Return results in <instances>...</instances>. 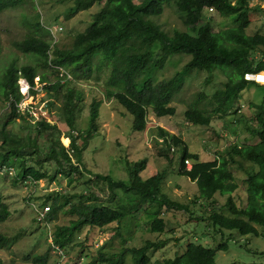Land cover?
Wrapping results in <instances>:
<instances>
[{
	"label": "trees",
	"instance_id": "16d2710c",
	"mask_svg": "<svg viewBox=\"0 0 264 264\" xmlns=\"http://www.w3.org/2000/svg\"><path fill=\"white\" fill-rule=\"evenodd\" d=\"M24 1L0 0V12L21 6ZM62 1L73 2L71 12L76 13L103 0ZM166 4H174L187 30L169 34L152 19L163 14ZM209 9L230 17L233 25L215 31L205 15ZM252 11L262 13L264 8L251 6L249 0H106L93 15L91 24L75 36L70 48L53 46L49 38L40 35L38 31L44 26L39 21L34 24L36 33L15 42L19 50L35 55L38 61L35 65H18L13 61L0 74V100L7 103L12 99L0 123V162L15 168L14 185L27 180L38 184L43 179L53 183L58 176H66L82 180L85 189L79 193L68 188L55 189L38 198L41 201L36 208L49 207L44 222L50 227L52 242L46 253L27 254L25 260L31 264H49L53 245H58L69 254L71 248L79 247L80 253L91 259L89 264H129V254L131 264H216V251L193 241H189L182 253L156 260L150 252L164 246L165 240H148L143 246L124 248L119 254L102 250L94 252L93 241L97 233L91 235L92 230L104 231L108 225L120 222L145 206L158 208L149 228L160 234L167 229L163 208L185 212L191 209L189 203L173 199L164 191V172L143 178L138 171L131 170L129 183L115 180L109 174L85 175L81 166L84 148L78 144L75 135L84 93L76 85L93 74L95 58L109 63L112 72L106 82V95L124 106L133 115V129L143 132L149 126L150 112L157 117L176 113V107L171 103L192 72L205 71L210 77L220 72L228 80L213 94L214 107L208 110L191 106L185 112L188 123L209 125L214 118L229 114L251 85L264 89V85L246 78L247 74L264 72V34L247 33ZM1 52L0 36V58ZM180 53L191 55L190 61L174 77L155 82L152 72L163 68L172 55ZM61 69L71 73L73 79L63 82ZM48 72L55 80L47 78ZM39 76L45 84L43 88L49 92L51 103L63 102L60 113L77 161L61 140V128L51 122L49 116H39L34 127L24 129L25 134L6 128L14 119H25L24 112L18 111L16 106L24 97L20 79H26L31 84V93L36 94V78ZM99 106V101H94L91 106L89 132L97 130ZM251 106L259 111L250 119L253 122H245L251 135L247 143L230 144L223 152H218L214 160H200L199 154L192 152L185 140L162 127L154 145L157 155L170 161L175 157L176 148L181 151L177 171L198 186V194L191 202L208 205L203 206L207 208V216H200V219L221 230H235L241 235L258 234L256 225L264 226V99L260 104L251 102ZM190 160L193 164L188 168L186 163ZM46 165L54 170H47ZM140 166L144 168V164ZM233 167L246 174L248 202L245 205H240L233 195L241 187ZM88 173L92 174L91 171ZM93 187L107 194L105 200L93 193ZM217 194L226 196L224 204L219 202ZM61 212L70 215L68 223H58ZM10 215V209L0 197V221H6ZM84 228L89 229L88 237L76 242V235ZM12 241L0 232L1 249L11 247ZM217 248L226 250L228 245L223 242ZM83 256L78 255L73 264H84Z\"/></svg>",
	"mask_w": 264,
	"mask_h": 264
},
{
	"label": "rangeland",
	"instance_id": "374dc122",
	"mask_svg": "<svg viewBox=\"0 0 264 264\" xmlns=\"http://www.w3.org/2000/svg\"><path fill=\"white\" fill-rule=\"evenodd\" d=\"M141 0H138L140 2ZM237 1V0H233ZM251 6L261 5L264 0H249ZM106 0L96 2L87 8L83 7L79 12L72 13L73 2L62 0H25L21 6L0 12V36L2 39V52L0 58V74L4 72L13 61L18 65L33 64L38 61L31 53L22 52L15 46V42L21 41L35 32V23L40 22L44 29L38 31L53 45L62 48L73 46L75 36L84 31L92 22L93 15L105 4ZM205 15L210 19L215 31L230 28L233 25L230 17H225L213 11L206 10ZM169 34L176 30L185 31L187 26L183 23L174 4H166L162 15L152 18ZM53 30V33H52ZM37 32V31H36ZM35 32V33H36ZM249 35L264 34V12L252 11L251 24L247 29ZM191 55H172L163 68L155 69L151 77L155 82L168 80L183 69ZM41 70V69H39ZM42 71V70H41ZM112 66L102 63L97 58L93 63V74L88 79L77 82V88L84 93L80 103L81 111L78 119V144L83 146L81 166L85 175L96 173L109 174L115 180L130 182L131 170L143 178L153 176L158 172L166 173L164 191L173 199L190 204V211H177L162 209L167 219V229L164 233L151 232L150 223L158 210L156 207L145 206L137 213L108 225L104 231L95 229L91 235H95L94 252L105 251L108 254H119L124 248L140 247L148 240H165V245L152 250L150 255L153 260L164 257H174L182 253L189 241L201 243L216 251V264H264V226L256 225L258 234L241 235L235 230L220 229L207 220H201L205 213L206 204L192 203L198 194L196 182L186 176L179 175L181 151L176 148L172 161L160 157L155 150V140L159 137V128H165L185 140L192 152L198 153L200 160H214L218 152H223L230 144L247 143L251 137L245 122H253L252 117L259 111L251 106V102L260 104L264 99L263 87L251 85L241 95L234 108L223 118H214L209 125H194L188 123L185 112L191 106L212 109L213 94L223 87L227 76L217 72L208 76L205 71H194L185 80L182 89L177 92L171 105L176 107V113L170 116L157 117L150 112L148 115V128L141 132L133 129V115L122 106L115 98L106 95V82L111 75ZM262 79L264 80V72ZM49 80H55L47 73ZM25 79H20V88L24 86ZM140 81V80H139ZM256 81V80H255ZM259 84L264 85L263 82ZM40 76L36 78L37 93L28 99L30 110L25 112V119H14L7 125V130L25 134L27 126L34 127L39 116H49L50 121L58 124L62 130L61 140L66 146L74 161L75 154L71 149V138L66 136L64 121L60 113L63 102L53 105L50 95L43 87ZM25 90V87H23ZM94 101H99L98 127L95 132H89L88 127L91 118V106ZM7 103L0 100V123L6 112ZM162 140V139H159ZM144 164V168L140 165ZM188 168L193 161H187ZM48 167L47 170L54 169ZM236 178L241 187L233 193L237 202L245 205L248 202V191L245 182L246 174L233 167ZM91 171L92 174L88 172ZM13 177L0 176V197L11 211L6 221H0V232L7 235L11 241V247L0 248V264H31L25 260V255L44 254L51 246L49 225L38 221L39 214L35 206H39L40 196L52 190H71L82 192L84 187L82 180L74 177L58 176L57 180L49 183L47 179L38 184L21 181L14 185ZM101 200H105L107 194L93 187ZM221 204L226 201V196L217 194ZM157 210V211H155ZM208 211V210H207ZM38 218V219H37ZM71 219L68 213L61 212L58 223L63 224ZM88 228L76 235V242L84 241L88 237ZM226 242V250L218 249L219 244ZM87 249V248H86ZM70 254L61 259L52 250L49 264H73L78 255L83 254V263L89 264L90 258L85 253H80L79 247L70 249ZM87 252V251H86ZM91 253V252H89ZM93 253V252H92ZM129 254V264L132 263Z\"/></svg>",
	"mask_w": 264,
	"mask_h": 264
},
{
	"label": "built area",
	"instance_id": "2783aa9c",
	"mask_svg": "<svg viewBox=\"0 0 264 264\" xmlns=\"http://www.w3.org/2000/svg\"><path fill=\"white\" fill-rule=\"evenodd\" d=\"M263 8H264V5H263ZM52 33H53V30H52ZM262 76H263V73L254 74V75L253 74H247L246 78L256 80L257 82H263L264 83ZM60 78L63 82H65L67 80H72L73 76L71 73L61 69ZM23 82H24L23 87H25V90L22 87L21 92L23 93L24 97L20 100V102H18L16 104V106L18 108V111L25 113L27 111H31L30 105L28 104V99L31 96V88L32 87H31V84L26 79ZM11 101H12V99L9 102H7V108L10 106ZM15 175H16V170L13 166L8 165V164H2L0 162V176L1 177H14ZM29 181L32 182L31 180H29ZM36 209H37V214H39V219L37 218L38 221L44 222L46 219L47 212L49 211V207L48 206H45L43 208L37 207ZM53 249L59 255V257H61V259H64L67 256L66 250L63 249L62 247H60L58 245H53Z\"/></svg>",
	"mask_w": 264,
	"mask_h": 264
}]
</instances>
